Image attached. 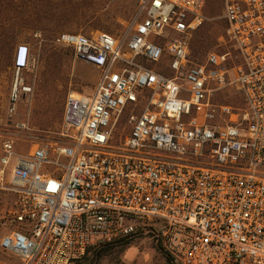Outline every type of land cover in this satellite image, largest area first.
Listing matches in <instances>:
<instances>
[{
    "label": "built area",
    "instance_id": "obj_1",
    "mask_svg": "<svg viewBox=\"0 0 264 264\" xmlns=\"http://www.w3.org/2000/svg\"><path fill=\"white\" fill-rule=\"evenodd\" d=\"M214 1L220 42L196 59L191 39ZM56 42L99 78L67 95L71 144L23 154L3 137L15 199L0 249L16 260L0 264H76L140 230L173 264H264V0H140L119 35ZM31 60L20 44L14 102Z\"/></svg>",
    "mask_w": 264,
    "mask_h": 264
},
{
    "label": "rangeland",
    "instance_id": "obj_2",
    "mask_svg": "<svg viewBox=\"0 0 264 264\" xmlns=\"http://www.w3.org/2000/svg\"><path fill=\"white\" fill-rule=\"evenodd\" d=\"M140 0H15L11 5L18 15L13 26L26 32L16 39L13 51L8 49L5 60L0 59V155L4 136L11 134L15 149L29 153L38 146L48 147L54 153L56 144H71L63 127V113L67 95L72 92L89 94L93 92L99 78V70L75 58L71 47L56 42V37L65 31L91 33L104 30L119 35L136 18ZM62 18L58 31H51L46 39L40 29L33 27V18L41 13ZM45 23V22H42ZM39 24L40 27L44 24ZM54 28L53 23H45ZM224 18L221 3L214 1L208 11L205 24L197 29L191 39L194 56L203 59L220 42ZM20 44L30 47L32 60L24 72V82L19 84L18 99L13 101L15 85L14 56ZM4 55V54H3ZM160 68L166 70V65ZM24 86H31L25 91ZM14 107V110L12 111ZM122 116V121L127 117ZM1 170V165H0ZM8 171L0 172V239L10 227V213L14 206V194L8 188ZM98 252V251H97ZM8 260L16 258L3 255ZM76 264H173L158 246L157 237L150 234L134 237L129 246H114L105 251L92 250Z\"/></svg>",
    "mask_w": 264,
    "mask_h": 264
},
{
    "label": "trees",
    "instance_id": "obj_3",
    "mask_svg": "<svg viewBox=\"0 0 264 264\" xmlns=\"http://www.w3.org/2000/svg\"><path fill=\"white\" fill-rule=\"evenodd\" d=\"M14 1L15 0H0V59L2 60V62L5 60V54L7 53V50L10 49L13 51L14 47L16 46V39H18L20 36H22L26 32L22 28H18V27L13 26L12 21L18 15H23V16L28 15L29 16L28 12H25V11L17 12L16 10H13V8H11V5L14 4ZM17 13H18V15H17ZM40 16L41 17H39V18H33V20H32L33 21V27H31V29H29V31L35 30V29H40L44 32L45 38L49 39L51 31H58L59 30L60 22L63 21V19L62 18L58 19L57 17L48 14V12L41 13ZM42 22L53 23L54 28L53 29L48 28L45 25V23H42ZM41 23L44 25H42L40 27L39 24H41ZM147 234L154 236V233L152 231L145 233V231L140 230L137 233H135L129 237L114 241L112 243H109V244H106V245H103L100 247L93 248V249L89 250L88 253H90L92 250H94V251H96V255L98 256L99 252L105 251V250L110 249L114 246L121 245L124 248L125 246H127V245L129 246V244H131V240L134 237H139V236L141 237V236H144ZM157 242H158V246L161 247V249L165 252L167 257L173 263L169 254L165 251V249L163 247V243L161 242V240L158 237H157ZM81 260H79V261H81ZM79 261H77V262H79Z\"/></svg>",
    "mask_w": 264,
    "mask_h": 264
}]
</instances>
